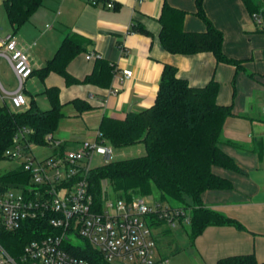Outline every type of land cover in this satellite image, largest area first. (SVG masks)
<instances>
[{"label":"crops","instance_id":"obj_1","mask_svg":"<svg viewBox=\"0 0 264 264\" xmlns=\"http://www.w3.org/2000/svg\"><path fill=\"white\" fill-rule=\"evenodd\" d=\"M4 1L0 0V5ZM108 1L114 2V7H109ZM257 1L264 9V0ZM165 2L187 12L186 30L206 29V23L197 15L196 0H43L17 29L7 16V23L4 21L0 10V35L16 33L33 66V73L24 84L28 100L24 108L35 100L42 109H48L51 104L45 91L58 87L64 116L53 135L65 146L73 147L83 139L97 136L104 115L123 117L130 110L151 106L166 63L176 66L178 76L193 86L217 80L218 102L232 105L234 112L225 124L226 141L221 145L240 170L215 166V171L229 178L233 186L207 189L202 193V201L240 226L210 224L193 239L188 231L183 241L177 238L176 230L189 225L162 226L158 233V256L168 257V264H215L225 256L253 253L264 262V30L257 26L244 0H204L206 14L224 33V53L239 60L240 65L218 62L210 52L171 53L158 38L157 19ZM133 23L144 24L152 34L133 30ZM74 32L89 38L90 43L85 52L70 61L68 71L83 79L93 70L96 57L107 58L116 68L109 87L68 84L55 71L42 76L40 68L53 57L64 36ZM89 52L96 56L87 58ZM0 59L9 63L1 50ZM123 68L132 69L133 75L121 80ZM1 84L7 94L3 103L10 104V95L17 88L8 90ZM76 98L87 100L93 108L79 110L72 102ZM153 195L160 197L156 190Z\"/></svg>","mask_w":264,"mask_h":264},{"label":"trees","instance_id":"obj_2","mask_svg":"<svg viewBox=\"0 0 264 264\" xmlns=\"http://www.w3.org/2000/svg\"><path fill=\"white\" fill-rule=\"evenodd\" d=\"M204 0H196L197 15L206 23L203 31L184 28L187 12L165 2L158 17L159 41L171 53H212L218 62L239 66V60L223 51L224 33L215 27L206 14ZM43 0H5L7 17L17 29L26 22ZM251 13L261 10L257 0H244ZM132 29L151 35L140 23ZM90 39L74 32L64 36L52 58L40 68L42 76L55 71L63 75L68 84L91 83L109 87L115 74V65L104 57H96L93 70L83 79L73 76L67 69L70 61L87 50ZM220 83L212 79L204 86H193L178 76L176 66L166 63L161 74L155 102L146 108L130 110L123 117L104 115L98 134L114 147L143 143L145 153L127 158L112 159L91 168L88 180L90 191L100 200L105 183L119 196L131 198L133 194L153 195L157 189L160 199L176 201L192 209L190 236L195 238L210 224H236L233 218L207 207L202 193L207 189H227L232 181L218 174L214 167L240 170L239 165L222 148L223 131L227 120L234 114L232 105L217 100ZM51 106L42 109L35 100L23 109H12L9 103L0 105V162L7 158L5 150L13 144L15 134L22 127L32 131L28 140L49 144L47 135L55 132L64 116V103L58 87L47 88ZM72 102L79 110L92 109L87 100L76 98ZM33 184L31 173L23 165L0 174V191L11 186ZM41 189H44L42 187ZM159 223V222H158ZM56 232L50 224L49 214L29 218L13 231H0V243L12 254L23 252L32 239ZM71 251L86 257L94 264H112L88 241L72 246ZM215 264H264L253 253L222 257Z\"/></svg>","mask_w":264,"mask_h":264},{"label":"built area","instance_id":"obj_3","mask_svg":"<svg viewBox=\"0 0 264 264\" xmlns=\"http://www.w3.org/2000/svg\"><path fill=\"white\" fill-rule=\"evenodd\" d=\"M107 5L114 7V2L108 1ZM252 17L264 30V9L253 12ZM0 50L18 81L9 98L17 110L28 104L24 84L32 75L33 66L14 32L0 35ZM95 56V52L86 55L89 59ZM132 75V69L123 68L121 80ZM0 87L3 88L1 82ZM31 131L28 127L19 129L13 144L5 150L7 158L20 160L19 165L31 173L33 184H22L25 187L21 193H12L10 187L0 191V231L16 230L29 218L49 214L56 232L32 239L18 255L0 243V264H94L71 251L72 246L84 241L100 250L112 264L169 263L168 257L158 256L159 228L190 226V206L155 195L119 196L107 183L100 200H96L88 176L91 168L112 160V145L97 133L95 138L68 147L51 132L47 138L53 153L39 160L32 149L34 142L28 140ZM73 234L83 241L75 243Z\"/></svg>","mask_w":264,"mask_h":264},{"label":"rangeland","instance_id":"obj_4","mask_svg":"<svg viewBox=\"0 0 264 264\" xmlns=\"http://www.w3.org/2000/svg\"><path fill=\"white\" fill-rule=\"evenodd\" d=\"M0 8H1L0 9L1 12L3 13L2 17H3L4 21L6 20L5 22L7 23V17H6L7 15H6V10H5L4 5L1 4ZM43 23H45V22H43ZM49 23H51V22H49ZM39 29H41V26H39ZM10 67L11 66L9 63H6L4 60L0 59V81L5 85L6 89L14 90L18 87V85H17V80H16L15 76L13 75ZM3 99H7V94L0 87V105L4 104ZM24 107L25 106H23L22 108H24ZM22 108H18V109H22ZM12 109L16 110V108H13V107H12ZM63 124H62V127H63ZM67 125H68V123H65V126H67ZM32 149H33V152L35 153L37 159L41 160V159L52 154L53 145L52 144L34 143L32 145ZM112 149H113V155H114L112 159H120V158H127V157L136 156V155H141V154H144L146 151L143 143H137V144H133V145L125 146V147H114V146H112ZM19 163H20V160H17V159H9V158L3 159L0 162V174L6 172L7 170H10V169L17 167L19 165ZM95 164H96V162H95ZM24 187H25V185L11 186L9 188V190L12 193L16 194V193H21L23 191ZM156 191H158V190L156 189ZM188 231H190L189 226H186V228H184V229L176 230L177 238L180 241H183L188 236V233H187ZM71 237H72V240L77 244H80L83 241V239L81 237H78L74 234Z\"/></svg>","mask_w":264,"mask_h":264}]
</instances>
